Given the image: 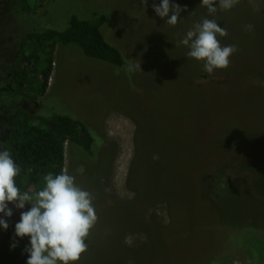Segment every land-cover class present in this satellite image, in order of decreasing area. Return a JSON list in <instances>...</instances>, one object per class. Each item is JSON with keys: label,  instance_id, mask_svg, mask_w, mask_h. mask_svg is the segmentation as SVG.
<instances>
[{"label": "rangeland", "instance_id": "obj_1", "mask_svg": "<svg viewBox=\"0 0 264 264\" xmlns=\"http://www.w3.org/2000/svg\"><path fill=\"white\" fill-rule=\"evenodd\" d=\"M173 2L184 11L167 32L152 0H0V140L15 111L75 117L94 139L93 156L64 144L63 171L92 193L98 217L79 264H264V0H238L257 19L222 37L237 51L202 83L192 77L199 62L179 41L208 9ZM73 15H103L105 38L126 65L55 46L46 93L32 99L38 67H22L28 87L11 79L20 44L64 30ZM160 156L167 173L153 169L165 165ZM179 170L192 182L181 183ZM18 219L14 209L9 220Z\"/></svg>", "mask_w": 264, "mask_h": 264}, {"label": "trees", "instance_id": "obj_2", "mask_svg": "<svg viewBox=\"0 0 264 264\" xmlns=\"http://www.w3.org/2000/svg\"><path fill=\"white\" fill-rule=\"evenodd\" d=\"M232 10L233 12H231ZM231 11L227 10L230 17L229 23H225L219 9L211 15L209 13L205 16L203 15V17L216 19L222 27L227 29V34L228 32L231 34L237 32V26H243L242 19H257V17L247 16L239 2L236 3ZM176 25L180 24L177 23ZM254 26L257 27L258 25ZM106 27L107 24L103 15L93 20L79 19L73 15L69 20L68 27L64 30L47 29L29 34L20 44L21 50L20 53H17V66L20 68H18L19 71L15 70L12 73L11 79L18 80L20 84L28 87L29 83L21 82L23 79H28L27 74L24 73L26 69L23 70V68L33 72L34 67H38L40 69L39 76L33 75L32 78H39V84L37 85L36 93L31 98L36 99L44 96L52 72L50 56L55 46H75L80 54L86 58L107 64L116 69L123 68L126 65L125 59L119 49L110 44L105 38ZM166 28L169 29L167 31L169 32L175 26L167 25ZM261 31L263 32L262 29ZM221 38L218 37L219 40ZM221 41V43L225 42L224 38ZM227 42L225 43L227 44ZM29 44L30 46H28ZM42 52L48 54L43 61L38 58V53ZM41 66H43L42 69ZM192 77H196L194 81L197 83L209 80V76L203 70L202 62H199V68L194 70ZM30 83L33 84L32 81ZM14 113V118L12 117L10 120L8 130H5L1 140L4 141L2 147L7 148L11 152L13 159L22 169L21 174L16 178L17 186L22 192L41 190L44 187V177L47 174H58L63 171L65 143L80 148L86 153V156H93L92 146L94 139L88 127L80 119L68 115L42 117L26 111H15ZM173 152H175L177 157L174 146ZM139 155L140 148L137 159ZM161 160H164V158L161 157ZM163 165L165 168H163L164 166L162 168L153 166V169L155 171L165 170L166 173L169 172V167L165 160ZM198 174L201 176V172L196 173V176ZM187 175V170L183 172L179 170L178 178L184 185L192 182V180H188L193 176L188 178ZM136 185L135 179V187ZM14 225L15 222L9 220V228L0 230V264H25L27 259V254L23 253V248L28 242L27 237L24 240H19L15 248L11 246L14 242ZM86 243H88V239Z\"/></svg>", "mask_w": 264, "mask_h": 264}, {"label": "clouds", "instance_id": "obj_3", "mask_svg": "<svg viewBox=\"0 0 264 264\" xmlns=\"http://www.w3.org/2000/svg\"><path fill=\"white\" fill-rule=\"evenodd\" d=\"M141 2L148 5V0ZM236 3L238 0H200L209 15L218 9L231 10ZM151 6L155 15L170 26L181 20L184 11L173 0H152ZM226 35L227 29L216 19L204 17L179 43L187 47V57L202 62L203 70L212 74L227 68L237 51L236 44L221 45L218 37ZM21 171L11 152L0 147V229L7 230L14 209L19 210L11 246L15 248L19 240L28 238L23 248L27 254L25 264H79L98 219L92 193L77 184L75 176L67 171L47 174L39 191L22 192L16 181ZM26 205H30L27 210Z\"/></svg>", "mask_w": 264, "mask_h": 264}]
</instances>
